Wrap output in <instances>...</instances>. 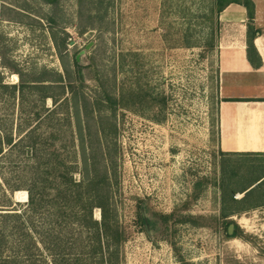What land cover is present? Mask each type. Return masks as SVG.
Instances as JSON below:
<instances>
[{"label":"rangeland","instance_id":"374dc122","mask_svg":"<svg viewBox=\"0 0 264 264\" xmlns=\"http://www.w3.org/2000/svg\"><path fill=\"white\" fill-rule=\"evenodd\" d=\"M219 33L216 0H0V264H264Z\"/></svg>","mask_w":264,"mask_h":264},{"label":"crops","instance_id":"0c3cea01","mask_svg":"<svg viewBox=\"0 0 264 264\" xmlns=\"http://www.w3.org/2000/svg\"><path fill=\"white\" fill-rule=\"evenodd\" d=\"M232 1L217 13L221 95L227 99L223 145L231 152L264 153V0H251L252 16L245 0ZM256 31L249 52V33Z\"/></svg>","mask_w":264,"mask_h":264},{"label":"trees","instance_id":"16d2710c","mask_svg":"<svg viewBox=\"0 0 264 264\" xmlns=\"http://www.w3.org/2000/svg\"><path fill=\"white\" fill-rule=\"evenodd\" d=\"M46 1L48 3H51V4H54V3L58 2V0H46ZM234 2L235 1H232V0H216L217 13H220L226 6H228L229 4L234 3ZM244 6L248 9L250 15L252 16L253 15L252 14L253 3L251 2V0H245ZM258 33H259V31H256V33L253 34V35H252V33H249V52L254 50L253 38L255 36H257ZM250 61L251 62H254V60H253L252 57H251V60ZM76 63H77V61H76ZM229 101H234V100H229ZM8 143L10 144L11 143V140H9ZM2 153H3L2 150H0V156L2 155ZM248 154H252V153H248ZM85 184L87 185V189H88L87 190V194L89 195V194H91V190H89V187L92 185V181L91 180L82 181L81 183H79L77 185L78 186H80V185L81 186H84ZM263 184H264V180L259 185H257V187H255V188L251 189L249 192H247L248 197L253 196L257 192V191L255 192V190L256 189H260L259 187L260 186H263ZM247 190L248 189H245L243 192H245ZM88 197L89 198H87V200L90 201L91 195L88 196ZM30 198H31V203H34V195L32 194V191H30ZM245 199H246V197H245ZM88 204H89V206H86V207H88V211H89L88 214H89L90 222H85V225L86 226H97V227L103 225V223L100 224L99 222L94 221V219H93L94 206H96L97 208H99V209L102 210V212H103V216H102L103 222H104V225H106L109 220H108V215L105 213V210L102 207V205L100 203H98L97 201H95L94 203H88ZM13 215H15L17 217V214H13ZM225 218L227 219L228 217H225ZM162 219L163 220H166V218H163V217H162ZM141 222L145 226H148V224H149L148 223V220L146 219V217L144 215L141 216ZM227 224L230 226L231 224H234V223H230L229 222ZM229 226H228V228H229ZM235 227H236V232L234 233L233 236L234 237H237L238 236V233H237L238 227L236 225H235Z\"/></svg>","mask_w":264,"mask_h":264},{"label":"water","instance_id":"95a60500","mask_svg":"<svg viewBox=\"0 0 264 264\" xmlns=\"http://www.w3.org/2000/svg\"><path fill=\"white\" fill-rule=\"evenodd\" d=\"M90 48H91V47L88 46V47L86 48V50H89ZM85 53H86V51H82V52L76 57V61H77L78 64L81 63V57H82L83 55H85ZM79 75H80V77H82V69L79 70ZM234 230H235V226H234V225H230V226H229V235H233Z\"/></svg>","mask_w":264,"mask_h":264},{"label":"bare ground","instance_id":"6f19581e","mask_svg":"<svg viewBox=\"0 0 264 264\" xmlns=\"http://www.w3.org/2000/svg\"><path fill=\"white\" fill-rule=\"evenodd\" d=\"M26 197L28 196L26 192H22Z\"/></svg>","mask_w":264,"mask_h":264}]
</instances>
